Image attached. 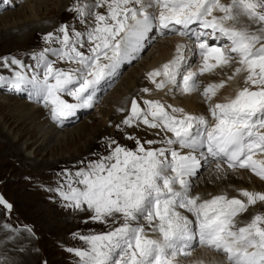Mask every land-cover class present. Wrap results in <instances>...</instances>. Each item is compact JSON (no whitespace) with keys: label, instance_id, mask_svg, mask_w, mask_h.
Returning <instances> with one entry per match:
<instances>
[{"label":"snow or ice","instance_id":"obj_1","mask_svg":"<svg viewBox=\"0 0 264 264\" xmlns=\"http://www.w3.org/2000/svg\"><path fill=\"white\" fill-rule=\"evenodd\" d=\"M101 7L107 11H93ZM69 11L81 22L94 15V25L80 32L62 24L56 33H47L43 39L57 41L60 47L32 54L42 72L0 76V83L29 86L30 97L50 108L54 121L74 116L77 109L91 108L101 83L118 74L121 63L142 49L153 30L161 34L179 31L194 38L193 52L198 50L202 58L198 71L186 72V45H177L172 60L147 74L156 89L173 85L182 93L196 92L199 76L230 66L237 57L239 66L228 79L245 73L246 86L234 98L210 107L216 121L211 127L203 115L184 113L178 117L175 113H183L182 108L147 99L141 107L133 98L118 129L142 124L172 135L161 141L164 146L153 148L146 145L157 141L142 143L129 134L126 138L135 140V150L109 139V147L116 146L107 156L90 160L74 172L65 169L58 174L64 177L63 182L49 191L59 193L64 207L90 213L85 223L118 225L106 232L73 233L85 247L66 250L78 258V264H175L177 256L190 255L198 244L222 253L228 264H264V213L243 223L237 219L250 206L264 204V192L240 189L245 199L220 194L202 200L199 194H191L190 180L207 156L223 161L229 170L248 169L264 180V158H256L264 155V0H93L76 3ZM242 17L258 27H237ZM86 44L85 52L81 49ZM49 54L77 67H55ZM0 61L5 67H25L15 57L10 61L0 57ZM225 84L221 80L207 85L203 97L211 101ZM216 168L221 169V164ZM0 206L12 209L2 195ZM178 209L190 213L194 220ZM142 220L158 238L146 234ZM24 230L34 235L30 228Z\"/></svg>","mask_w":264,"mask_h":264},{"label":"rangeland","instance_id":"obj_2","mask_svg":"<svg viewBox=\"0 0 264 264\" xmlns=\"http://www.w3.org/2000/svg\"><path fill=\"white\" fill-rule=\"evenodd\" d=\"M77 2V0H0V6L4 3L7 4V6L3 7V9H0V40L7 37L9 35V31L12 29L14 33L11 36L16 37V40L11 41L10 43L3 42L0 44V57H8L9 61L12 57H15L21 60L25 65L24 68H21L19 65H15V67L12 68V72H14V74L16 71L27 72L29 75H31L34 71L42 72V70L36 67V61L32 54L39 53L45 48L60 47L57 41L46 42L43 39L47 33H56V30L62 24L72 25L76 31L80 32H85L89 27L94 25V15L87 17L84 22H79L80 18L77 17V14L73 11H69V9H71ZM222 2L228 3L230 0H222ZM78 3L84 4L85 0H81ZM98 10L99 9L96 8L93 11L98 12ZM155 11L159 13V9H156ZM19 12L23 13V15L21 17H16L14 13ZM214 14L219 15V13ZM30 20L37 21L39 24L45 22L43 27H33V29H38V31H40L39 34L28 38L30 29H27V32L17 33L16 27L23 25V23ZM86 23H89V26ZM237 25L239 27V23H237ZM253 28H255V26H253ZM163 34L158 32V30H153L147 38V40L150 39L152 42H148L146 48L140 52V57L137 59H135L134 56L129 57L126 61H124L126 64H123L124 62H122L118 74L115 77L108 78L101 83V85L104 84V88H98L93 106L91 108H86L85 110L84 108L77 109L74 116L66 118L67 121L71 122H68L63 127H58L57 125L59 124L57 123L59 121H54L51 118L49 108L43 107L33 98L27 97L29 96L30 89L15 92V94H17L16 99L19 101V104H23L24 101L26 104L23 105L34 107L37 111H43L44 117H46L45 122H47L48 125L55 124L58 129L66 130L72 135L62 136L61 133V135L58 138H55V140H53L47 148L38 147V144L35 143L31 145L29 152L25 151L22 155L16 153L14 154V152L11 151V145L8 144V141L0 136V195H2L4 199L12 205V209L10 211L6 210L3 206H0V229H4L3 232L0 231V255L6 250L11 252L8 262L5 263L11 264L12 261L10 260H13L14 258L16 263L13 262V264H26L24 262L20 263L21 260L30 258L29 264H45V262L46 264H78V258L66 249L82 248L85 247V244L84 241L74 238L73 233L88 234L89 232H106L110 229V227L118 226L91 221L85 223L84 220L90 215V213L75 212L64 207L63 205L65 202L59 196V193L57 191H49V189H56L58 185L63 182L64 177L58 175L62 173L63 170L69 169L74 172L78 168L83 167L84 164L90 160H98L101 156H107L116 146V144H113L109 147V139L115 140L117 144L128 149L135 150V140L127 139V135L130 134L139 138L142 143L149 140L150 137L153 138L154 133H147L146 131L139 130L141 128L140 126L126 127L121 125V129H118L116 126L120 124L122 117L126 116L130 111L131 100L133 98L137 99L141 107H145L143 104L144 100L149 98L151 95L156 96L159 92L163 95V90L167 91V89L171 87V85H168L166 88L158 90L153 87L154 84L152 87L147 86L148 83H152L148 79L147 74L155 69V67H153L152 70H148L143 67L144 65H142L143 62L150 60L152 57L150 52L157 48L158 43L162 39L172 36L181 37L182 40H180L181 42L177 45L185 44V55L186 57L188 56L187 58H190V50L187 48L190 46V39L184 38L176 33H166V31ZM87 47L88 45L86 44L81 50L86 52ZM175 55L176 51L174 50L170 60H172ZM157 58H160V67L170 61L167 60L168 56L163 57L162 59L158 54L156 56V59ZM49 59L55 60V65L65 63L69 68L77 66L74 63L59 60L56 56L51 54H49ZM154 59L155 58H152L151 60L153 61ZM30 60H33V62ZM236 60H238V58H236ZM199 62L198 58L192 59L191 68H194ZM10 66L11 64L9 67ZM7 70H9L8 67L4 68L3 65H0V76L12 78L10 72ZM186 72L190 71L187 70ZM229 76H233V74L230 72ZM229 76L228 72L225 71L223 74L218 72V69L210 73H204L197 78L199 85L198 89L200 90V93H203V89L206 87L205 84L207 81H211L210 84H218V80L225 81L226 79L229 81ZM244 76L245 74L242 73L243 78ZM140 78H142V81L140 80L141 83L138 82ZM235 78L231 80H234ZM157 79H160V77H157ZM139 83L141 86L140 90L136 93L132 91L130 94L129 88H135L137 84L139 85ZM237 83L245 85L244 80L241 82L237 81ZM3 85H0V103H12V101H10V97L13 94L11 89L14 88L15 85L9 84V87ZM144 88L150 89L148 92L141 91ZM171 88L173 89V92L170 94L169 98L172 102L165 103L164 101L165 105H170V103L174 104L176 101L178 104L181 98L184 100L186 96V94L182 93L179 88L173 85ZM220 90L221 89H219L218 92ZM120 93L123 94L118 96ZM125 94L126 96L124 97ZM190 97L191 95H189V98ZM194 97L201 98V101H203L202 103H204V105H202L207 107L208 114H210L209 109L212 105H214L216 96L213 97L211 101H207L203 95L200 96L199 93ZM229 98L225 97L226 101ZM187 101L189 104L190 100H186L185 103H187ZM123 102V109L125 108L124 111H122L119 116H115V119L117 120H112L115 108L118 104H122ZM72 103H75V100ZM184 107V105H180L178 108H182L184 112H177L175 115L182 117L184 113L190 114L192 112V109L187 110ZM200 109L201 107H199V110ZM11 110L12 107L7 109L9 112ZM169 111H171V109H169ZM202 112H200L201 114L198 112V114L202 115ZM208 120L210 121L209 125L211 124V121L215 124V119H213L212 116L208 118ZM0 122H2L1 114ZM34 122L28 121L26 122L28 125H26L31 132L36 133L38 132L37 130L40 129V124H38L37 121ZM47 123L45 124L47 125ZM2 125L5 133H8L12 138L17 139L18 135L15 130L17 124L12 127H9L8 124ZM34 126L36 129L30 128ZM82 126H87L88 131L78 135L77 131H79ZM141 126L144 127V129L148 127L142 124ZM165 135L166 137H170L171 133L165 132ZM25 141H27L26 138L21 142L15 141L14 143H16L18 147L26 149ZM161 145L163 144H159V146ZM67 161L69 163H67ZM217 163L221 164L220 161L212 160L209 156H207V163H204V161L201 162L203 167L200 171L201 173L199 172L197 175L198 178L196 180L199 181L202 176L207 174L210 170H216V172H223L222 175L224 178L220 183H217V185L223 187L227 194L233 193L234 191L237 192L240 189H246L253 192H264L260 191V184L256 178L252 177L254 175L251 171H231L227 170L222 164L221 169H217ZM233 178L234 180H240L237 184H233L230 182ZM197 182L194 187L197 186ZM207 184L212 185V181H209ZM242 184L245 187L240 188V185ZM211 187L212 186H209L207 188L210 189ZM260 207H263V212L259 213H264V204L261 203L250 206L249 209L251 212L254 211L253 214L255 215ZM252 216L247 219V221H249ZM237 219L238 221H242V216L240 218L237 217ZM141 223L144 224V221H141ZM25 228H30L34 235L25 231ZM146 234L149 235L151 232L146 230ZM200 249L201 247L197 245L194 246L192 250ZM211 251L213 252V250ZM192 253L193 251H191V254L188 256L181 255L182 260H179L177 256L175 258V261H177L175 264H180V261L185 259V262L188 264L187 260H194ZM11 254L14 255V257ZM215 254L221 255L224 263L228 264V262L225 261L227 260L225 255L217 251Z\"/></svg>","mask_w":264,"mask_h":264},{"label":"bare ground","instance_id":"obj_3","mask_svg":"<svg viewBox=\"0 0 264 264\" xmlns=\"http://www.w3.org/2000/svg\"><path fill=\"white\" fill-rule=\"evenodd\" d=\"M40 1H42V0H40ZM77 1L79 2L81 0H77ZM92 2H93V0H88V1L85 0V3L84 4H86V3H92ZM80 4H82V3H80ZM5 6H7L6 3L1 4L0 9H3V7H5ZM98 9H99L98 12H101V13H105L106 12V8L105 7H101V8H98ZM9 13H10V11H9ZM156 13L158 14V12H156ZM14 15L16 17H21L23 15V13H21V12L14 13ZM80 21L81 20L79 19V22ZM44 23L45 22L39 24L37 21L30 20V21H28L26 23H23V25L17 26L16 27L17 33L25 32V31L27 32V29H30V33L28 34V38L30 36H32V37L33 36H36L37 34H39L40 31H38V29H33V27H35V26H36V28L37 27H39V28L40 27H43L45 25ZM238 23H239V27H242L245 24H250V27L253 30L256 27H258V25L249 22L248 19L245 18V17H242ZM86 24L89 26V23H86ZM253 26H255V28H253ZM237 27H238V25H237ZM13 33L14 32H13V29H12L11 31H9V33H8L9 35L7 37H5L4 39L0 40V44H2L3 42H9L10 43L11 41L16 40V37H12L11 36ZM27 40H25V41H27ZM148 40L146 39L144 41L141 51H138L134 55L135 59H137V58L140 57V52H142L146 48L148 42L151 41L150 39H148ZM180 40H182V39H181V37H178V36H172V37H167L165 39H162L158 43L157 48L154 49L152 52H150V54L152 55V57L150 58V60L143 62V64H142V65H144L143 67H145V69H148V70H152L153 67L159 68L160 65H161V64H159L160 63V58L159 59L158 58L156 59V56L158 54H159V56H161L162 59H163V57L168 56L167 60H170L172 58V53L174 52V50L176 51L177 44L179 42H181ZM19 41H22V40H19ZM188 47L190 49V52H192V50H193L192 47H190V46H188ZM194 57H196V52L194 53ZM194 57H190V58H187L186 59V61H185V69H186V71L187 70L190 71V72H192V71H198V69L201 67V65H202L201 63L202 62L200 61L194 68H191V66H192L191 61H192V59H194ZM152 58H155V59L152 61L151 60ZM33 60L32 61L30 60V61L33 62ZM123 64H126V62H124ZM0 65H3L4 66V63L3 62H0ZM32 65H33V63H32ZM54 66L55 67H58V68L69 69V67H67L65 63L64 64L63 63L62 64L59 63V64H56ZM68 66H70V65H68ZM13 67H15V65H11L10 67L8 66L9 70H7L8 72H10V74H11L12 77H14V75H15L14 72H12L13 71L12 70ZM236 67H238V60H236L235 62H233L229 66V68H228V66H225L223 68H218V72L224 74V72L226 71V72H228V76H229L230 72L232 74L234 73V70H235ZM4 68H6V67L4 66ZM119 71H120V69H118V72ZM234 78H235L234 80H229L228 79L229 81H227L225 79V81H226L225 87L222 88L219 92H217L216 97H215L214 104L215 103H225V102H227L229 99H232V96H234L239 89H241L242 87H245L246 86V85H240V84L237 83V81L238 82L239 81L241 82L242 80H244V78L242 77V73L239 76L238 75L234 76ZM140 80L142 81V78H140L139 81H138V82L141 83ZM157 80H159V79H157ZM220 81L221 80H218V83ZM140 83H139V85L137 84V86L135 88H133V87L132 88H129V93L131 94L132 91L135 92V93L138 92L140 90V87H141L140 86ZM210 83H211V81L210 82L207 81L205 85L207 86ZM9 84H13V83H0V85L8 86V87H9ZM148 84H147V86H149V87H152V85H153V83H150L149 85ZM153 87H155V85ZM171 87H172V85H171ZM171 87H169L167 89V91L166 90L165 91L163 90V92H164L163 95H162V93H160L159 91H157V92H159V94H156V96L151 95L152 97L150 96L149 98H147V100H160L162 103H164V101H165V103L166 102L167 103L168 102H172V100L169 98L170 94H172V92H173L172 91L173 89ZM103 88H104V84L103 85H100L99 89H103ZM25 89H30V87L27 86V85H25V86H22L21 88H17L15 86L14 88L11 89L12 92H13V94H12L13 96L11 95L10 101H12V103H8V104H2V103H0V114H1V120H2V122H0V136H2V138L5 139L6 141H8V144L11 145V151H13L14 154L16 153V154H19V155L20 154L21 155L24 154L25 151L26 152H29L30 149H31V145H33L35 143L38 144V147H45V148H47L48 145L53 140H55V138H58L61 135V133H62V136H64V135H72V134H69L66 130L58 129V127H63L64 125H66L68 122H71V121H67L66 119H64L63 122L59 121L57 123V124H59V125H57L58 127H56L55 124H49L48 125V123L45 122L46 121V117H44L43 111H41V110H38L37 111V110H35L36 108H34V107H28L27 105L26 106L23 105V104H26L24 101H23V104L22 103L19 104V101L16 99V97H17L16 95L17 94H15V92L23 91ZM169 89H171V91H169ZM30 91H31V89H30ZM123 93L118 94V96L119 95H122ZM198 93H199L200 96L202 95V93H200V90L199 89L196 92L184 93V94H186L184 100H182V98H181V100L178 102V104L176 103L177 102L176 101V102H174V104H171L170 103V105L172 107H175V108L180 107V105H184L185 106L184 107L185 109H187V110L188 109H192V112L190 110V112H191L190 114H193V115H199L198 112L200 113V112L203 111L202 112L203 113L202 115L205 116L208 119V118L211 117V115L208 114L207 107H204L203 106L204 103H202L203 101H201V98L200 97H196V98L194 97ZM174 94H175V92H174ZM189 95H191L190 98H189ZM29 96H27V97H29ZM125 96H126V94L124 95V97ZM225 97H228V98L230 97V98L226 101ZM186 100H190L189 101L190 103L188 104V101H187V103H185ZM123 105H124V102L122 104H118V106L115 108L114 114L112 116V120H117V119H115V116H119V114L122 112L120 110L123 109ZM10 107H12V110L9 112V111H7V109L10 108ZM199 107H201L200 110H199ZM124 117L125 116L122 117V120L124 119ZM28 121H32V122L37 121L38 124H40V129L37 130L38 132L35 133V132H31L30 131V129L27 127L28 124L26 123ZM45 123H47V125ZM2 124H8L9 127L15 126L17 124L16 127H15V130L17 131L16 134L18 135L17 136V139L12 138L8 133H5L4 132V127H3ZM120 124H121V122H120ZM60 125H62V126H60ZM140 127L141 128L139 130L146 131L147 133H154L153 138L150 137L149 140L157 141V143H155L153 145H150V146L147 145V147L159 148V147L164 146V145L159 146V144H162L161 141L164 138H166V135H165V132L166 131H161L160 129H155L154 130V129H151L149 127H146L144 129V127H142L141 125H140ZM30 128L36 129L35 126L34 127H30ZM122 129H123V127H122ZM86 131H88V127L87 126H82L80 128V130L77 131V133H78V135H81V134L85 133ZM167 133H169V132H167ZM25 138L27 139V141H25L26 142L25 143L26 149L20 148V147H18L16 145V143H14L15 141L21 142ZM15 156H17V155H15ZM256 158H258V159L259 158H264V155L257 154V157ZM203 161L204 160H202V162ZM67 163H69V162L67 161ZM204 163H207V162L204 161ZM202 167L203 166H201L198 169L197 174L195 176H192L190 178L191 183H192L191 194L192 195L199 194V196L201 197L202 200L203 199H210L211 197L216 196V195H220V194H227L225 192V190H224L223 187H221L220 185H217V183H220L223 180V178H224L223 175H222L223 172L220 173V172H216V170H210L207 174H205L204 176H202V178L199 181L196 180L198 178L197 175L202 170ZM249 171L250 170H248L247 172H249ZM252 177L256 178V180L260 184V188H259L260 191H264V181H261L260 178L257 177V176H255V175L252 176ZM239 180L238 179L237 180H234V178H233V180L230 181V182L233 183V184H237ZM209 181H212V185H208L207 184ZM196 182H197V186L194 187V185L196 184ZM209 186H212V187L210 189H208L207 187H209ZM243 187H245L243 184L240 185V188H243ZM212 188H214V189H212ZM233 193H228L227 196L229 198L236 197V198H240V199H245L244 197H242L240 195L239 191L235 192L234 194ZM262 209H263V207H260L259 210L255 214H257L259 212H263ZM178 211H181L184 215L189 216V219H193L194 220V217H192V215L190 213H187L185 210L178 209ZM253 212H251L250 209H249L247 212L242 213L239 216V218L242 216V221H240V222L241 223L247 222V219H249L252 215H254ZM243 215H245L247 217H245ZM144 226H145V229L146 230H148V231L151 232L152 235L149 234L150 237H152V238H158V234L152 232L151 231V228L147 225V223L145 221H144ZM3 230L4 229H2V228L0 229V231H2V232H3ZM205 247H201L200 250H192L193 249L192 248L191 251H193L192 255H193L194 260H192V259H190L189 261L187 260L188 264H196V263L197 264H225L224 261L222 260L223 257H221V255H217V254H215V252H216L215 250H213V252H212L211 249H209V247H206V248ZM10 253L11 252H9L7 250L6 251H3V253H1V255H0V264H7L5 262H8L9 257H10ZM12 256L14 257V255H12ZM17 258H20V257H17ZM178 258H179V260H182V256L181 255H179ZM10 261H12L11 264H13V262L16 263V261H15L14 258H13V260H10ZM185 261H186V259L183 260V261H180V264H184V263L187 264ZM225 261L227 262V260H225ZM23 262L26 263V264H29L30 263V258L22 259L20 263H23ZM175 262H177V261H175Z\"/></svg>","mask_w":264,"mask_h":264}]
</instances>
